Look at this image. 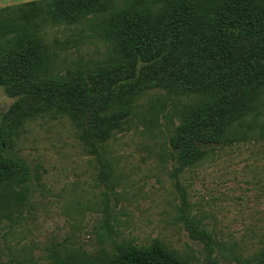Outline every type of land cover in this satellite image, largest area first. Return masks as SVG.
Masks as SVG:
<instances>
[{"label":"rangeland","instance_id":"rangeland-1","mask_svg":"<svg viewBox=\"0 0 264 264\" xmlns=\"http://www.w3.org/2000/svg\"><path fill=\"white\" fill-rule=\"evenodd\" d=\"M26 1L32 0H0V9ZM79 1L67 5L93 10L79 21L8 16L48 44L55 63L48 76L71 80L74 70L102 62L103 22L128 5ZM18 34L0 31V165L23 162L0 183V264L100 263L117 242L147 248L155 238L187 264H264L258 130L182 157L169 143L181 106L169 98L154 115L146 105L138 108L102 140L89 130L92 113L79 107L75 116L67 113L66 91L50 99L33 91L31 76L13 62Z\"/></svg>","mask_w":264,"mask_h":264},{"label":"trees","instance_id":"trees-1","mask_svg":"<svg viewBox=\"0 0 264 264\" xmlns=\"http://www.w3.org/2000/svg\"><path fill=\"white\" fill-rule=\"evenodd\" d=\"M127 1L103 22L107 57L91 70H74L71 80L48 76L55 67L48 44L32 28L15 27L8 16L16 13L31 20L47 14L55 22H74L93 11L88 4L32 0L6 6L0 9V31L19 32L13 62L31 76L33 91L49 99L66 91L67 113L75 116L74 107L85 116L92 113L89 130L100 132L102 140L121 130L138 108L146 105L154 115L169 98L181 106L169 143L182 157L241 133L258 130L264 137V0ZM13 165L23 162L17 158L0 165V183L10 179ZM61 264L187 263L155 238L147 248L117 242L104 262L75 259Z\"/></svg>","mask_w":264,"mask_h":264}]
</instances>
